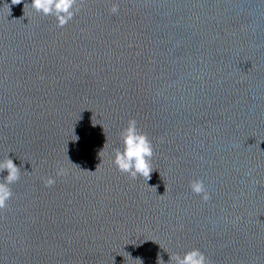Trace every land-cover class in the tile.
<instances>
[{
    "label": "water",
    "instance_id": "water-1",
    "mask_svg": "<svg viewBox=\"0 0 264 264\" xmlns=\"http://www.w3.org/2000/svg\"><path fill=\"white\" fill-rule=\"evenodd\" d=\"M131 119L149 180L114 164ZM7 158L0 264H264V0H0Z\"/></svg>",
    "mask_w": 264,
    "mask_h": 264
},
{
    "label": "clouds",
    "instance_id": "clouds-1",
    "mask_svg": "<svg viewBox=\"0 0 264 264\" xmlns=\"http://www.w3.org/2000/svg\"><path fill=\"white\" fill-rule=\"evenodd\" d=\"M76 2L77 0H31V6L37 12H42L46 16H55L58 20V26L63 27L73 18ZM111 11L116 13L118 11L117 6L114 5ZM120 136L123 147L114 150V164L118 170L121 173L128 174L132 179L137 177H143L146 180L151 179L153 171L151 165L153 145L151 140L146 134L139 131L135 119L128 121L127 127L121 131ZM5 170L7 176L0 180V209L7 207V202L13 195L10 185L20 178V168L10 158L0 162V173ZM63 174V169L57 172V175ZM54 183V179L49 178L46 181V186H51ZM190 188L194 194L202 196L203 200L210 199L202 180L191 181ZM170 259L174 260V264H210L204 253L195 248L185 252L182 256L176 254Z\"/></svg>",
    "mask_w": 264,
    "mask_h": 264
}]
</instances>
